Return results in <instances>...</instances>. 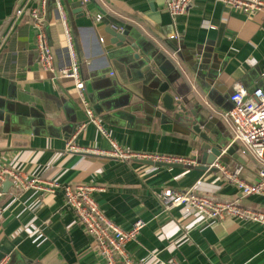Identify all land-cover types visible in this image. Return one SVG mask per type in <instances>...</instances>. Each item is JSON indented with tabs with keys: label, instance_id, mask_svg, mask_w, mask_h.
Returning <instances> with one entry per match:
<instances>
[{
	"label": "crops",
	"instance_id": "0c3cea01",
	"mask_svg": "<svg viewBox=\"0 0 264 264\" xmlns=\"http://www.w3.org/2000/svg\"><path fill=\"white\" fill-rule=\"evenodd\" d=\"M33 1L0 0V165L58 187L53 192L23 191L10 182L0 202V260L105 264L64 199L65 186L84 185L94 188L92 197L103 215L121 229L145 223L125 247L133 264L174 259L178 264H264L261 225L231 218L206 222L199 213L184 217L180 208H165V189L190 190L219 202L235 200L240 193L217 161L213 170L199 168L201 139L156 104L157 79L132 68L127 47L112 45L105 28L120 23L149 55L159 61L164 57L159 63L174 78L171 95L208 113L207 135L235 146L242 161L231 158L220 165L228 173L241 165L240 178L253 183L258 166L233 142L220 113L232 108L229 96L238 85L248 95L264 93V10L247 15L206 0L196 1L183 16H171L166 0H61L98 122L124 151L192 161L191 166L163 167L78 151H108L109 144L93 124H86L72 82L57 81L39 68L29 19L11 20L19 6ZM78 1L82 14L73 7ZM44 26L54 67L67 65V36L53 0L48 1ZM82 124L85 128L76 133ZM69 142L78 150H69ZM241 202L264 212V195Z\"/></svg>",
	"mask_w": 264,
	"mask_h": 264
},
{
	"label": "built area",
	"instance_id": "2783aa9c",
	"mask_svg": "<svg viewBox=\"0 0 264 264\" xmlns=\"http://www.w3.org/2000/svg\"><path fill=\"white\" fill-rule=\"evenodd\" d=\"M49 0H35L26 5L19 6L12 15L11 20L15 21L26 16L35 29L34 46L36 59L42 72L51 75L57 81L68 80L72 82L78 104L85 111L88 118L86 124H93L99 133L107 139L108 151H97L93 149H77L72 143L67 147L76 148L82 153L105 155L125 161L146 160L160 163H174L192 165V161L182 158L159 157L153 155H139L121 149L111 138L104 127L98 122L89 104L85 82L83 80L75 45L68 33L67 14L61 0H53L58 13V23L67 36L68 64L62 67H54V56L48 44L45 31L46 10ZM89 0H84L88 2ZM109 3L113 0H101ZM196 1L206 0H166L165 6L171 16H183ZM217 3L228 6L234 10L241 11L247 15H253L264 10V0H214ZM96 19H102L97 15ZM232 108L220 113L221 119L230 127L233 142L241 145L244 152L258 166L256 181L248 183L240 178L242 166L236 165L232 172L228 173L226 168L215 163L223 174L230 179L239 189L240 197L228 201L219 202L207 196L199 195L190 190L172 191L165 189L162 192V201L166 209L180 208L184 217L193 213L201 214L206 222L221 221L224 219H237L250 223L259 224L264 227V212L242 206V199L251 195H264V93L256 90L248 95L241 86L234 87L229 96ZM85 124L79 125L76 133L83 130ZM7 181L17 185L19 190L29 188L44 189L53 192L58 187L57 183H45L41 185L37 179H25L21 174L13 171L10 167L0 165V202L4 195L3 184ZM93 187L74 185L64 187V199L66 205L74 212L86 233L91 236L96 244L100 256L105 264H133L126 252V245L136 239L144 228L143 221H136L130 229L123 230L113 222L109 221L100 210L98 204L92 197ZM2 213L0 205V216ZM8 257H3L0 264H7ZM167 264H178V261L170 260Z\"/></svg>",
	"mask_w": 264,
	"mask_h": 264
},
{
	"label": "water",
	"instance_id": "95a60500",
	"mask_svg": "<svg viewBox=\"0 0 264 264\" xmlns=\"http://www.w3.org/2000/svg\"><path fill=\"white\" fill-rule=\"evenodd\" d=\"M73 7L79 8L78 14H82V2H76ZM106 33L111 38L112 45H116V47H127V53L132 57L133 67L139 68V70L146 74L149 77L157 79L158 84L155 89L156 97H157V105H161V107L168 113L173 114V118L175 121H178L186 128H188L192 133L197 135L202 144L200 146V155L197 158V163L199 164V168L207 170L213 166V164L217 161L218 163H222L224 165L228 164L231 160L238 161L242 163L239 156L236 154L235 146L229 145L227 143H222L218 140H212L207 134V129L209 123L207 119L209 118V114H202L199 112L200 110L191 109L188 104L182 99L175 98L174 95H171V85L174 81L173 77H169L167 71L161 67L159 63L161 61L158 60L159 56L149 55V51L146 52L141 48L140 43H135L132 40V36H130L128 32V27H124L120 23L112 22L107 23L105 25ZM122 28V31H118ZM170 64L169 62H166ZM178 74L176 75V78ZM171 119V121H172ZM208 123V124H207ZM142 164H146L148 166H163V167H182L183 165L174 164V163H160V162H152V161H140ZM210 170H213L212 168ZM10 186V181H7L3 184V192L5 189Z\"/></svg>",
	"mask_w": 264,
	"mask_h": 264
}]
</instances>
